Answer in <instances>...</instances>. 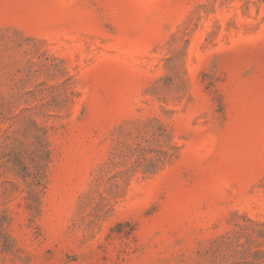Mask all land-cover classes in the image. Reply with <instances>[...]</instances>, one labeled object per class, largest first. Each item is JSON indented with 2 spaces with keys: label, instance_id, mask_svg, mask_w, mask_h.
<instances>
[{
  "label": "rangeland",
  "instance_id": "rangeland-1",
  "mask_svg": "<svg viewBox=\"0 0 264 264\" xmlns=\"http://www.w3.org/2000/svg\"><path fill=\"white\" fill-rule=\"evenodd\" d=\"M0 264H264V0H0Z\"/></svg>",
  "mask_w": 264,
  "mask_h": 264
}]
</instances>
